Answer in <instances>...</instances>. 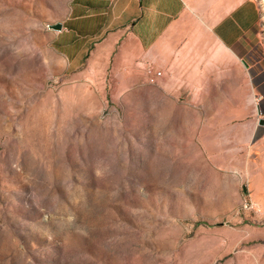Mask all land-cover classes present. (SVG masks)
I'll list each match as a JSON object with an SVG mask.
<instances>
[{
  "label": "rangeland",
  "instance_id": "374dc122",
  "mask_svg": "<svg viewBox=\"0 0 264 264\" xmlns=\"http://www.w3.org/2000/svg\"><path fill=\"white\" fill-rule=\"evenodd\" d=\"M69 1L0 0V264H264V54L198 125L112 63L71 71Z\"/></svg>",
  "mask_w": 264,
  "mask_h": 264
},
{
  "label": "crops",
  "instance_id": "0c3cea01",
  "mask_svg": "<svg viewBox=\"0 0 264 264\" xmlns=\"http://www.w3.org/2000/svg\"><path fill=\"white\" fill-rule=\"evenodd\" d=\"M259 19L253 0H70L52 46L71 71L112 63L152 101L198 111L197 124L210 125L216 111L234 109L233 94L247 97L250 70L259 75ZM149 68L161 72L155 84ZM257 181L264 187V173Z\"/></svg>",
  "mask_w": 264,
  "mask_h": 264
},
{
  "label": "built area",
  "instance_id": "2783aa9c",
  "mask_svg": "<svg viewBox=\"0 0 264 264\" xmlns=\"http://www.w3.org/2000/svg\"><path fill=\"white\" fill-rule=\"evenodd\" d=\"M146 72L148 75L147 80L150 84H155L156 80L162 76L160 71H155L150 68L147 69ZM242 207L246 211H254L256 206L253 204V202L250 199H244L242 203Z\"/></svg>",
  "mask_w": 264,
  "mask_h": 264
},
{
  "label": "water",
  "instance_id": "95a60500",
  "mask_svg": "<svg viewBox=\"0 0 264 264\" xmlns=\"http://www.w3.org/2000/svg\"><path fill=\"white\" fill-rule=\"evenodd\" d=\"M53 30H56V31H60L61 30V28H62V26H61V24H55V25H53L52 27H51ZM244 65L247 67V65L244 63ZM258 112H259V110H258ZM263 123V121L262 120H260L259 121V125H261Z\"/></svg>",
  "mask_w": 264,
  "mask_h": 264
},
{
  "label": "trees",
  "instance_id": "16d2710c",
  "mask_svg": "<svg viewBox=\"0 0 264 264\" xmlns=\"http://www.w3.org/2000/svg\"><path fill=\"white\" fill-rule=\"evenodd\" d=\"M260 78H261V77H260ZM260 78H257V79H254V80H253V81H254L253 83H254V85H255L256 87L259 86V85H261V84H263V83H262L263 81H260V80H259Z\"/></svg>",
  "mask_w": 264,
  "mask_h": 264
}]
</instances>
